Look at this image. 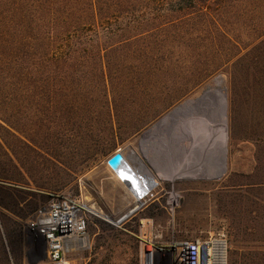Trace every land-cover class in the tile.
Returning a JSON list of instances; mask_svg holds the SVG:
<instances>
[{"label":"trees","instance_id":"trees-1","mask_svg":"<svg viewBox=\"0 0 264 264\" xmlns=\"http://www.w3.org/2000/svg\"><path fill=\"white\" fill-rule=\"evenodd\" d=\"M219 73L244 85L256 145L224 181L230 256L264 264V0H0V120L31 146V130L73 142L70 125L123 142Z\"/></svg>","mask_w":264,"mask_h":264},{"label":"rangeland","instance_id":"rangeland-1","mask_svg":"<svg viewBox=\"0 0 264 264\" xmlns=\"http://www.w3.org/2000/svg\"><path fill=\"white\" fill-rule=\"evenodd\" d=\"M218 76L223 81L215 92L221 100L224 121L220 87H225L227 93L228 170L221 179H170L176 168L193 158L194 151L177 141L183 134L180 115H166L177 106L196 100ZM250 109L244 85L232 83L226 73H219L144 127L135 131L127 126L118 131L122 136H130L116 144L109 140L107 131L88 125H84L81 138L76 141L79 131L70 125L65 132L73 142L57 140L55 129L50 130L49 140L45 133L31 130L30 134L42 137L40 146L34 147L0 120V264H51L44 241L32 230L37 210L49 201L44 192L50 191L82 196L99 215H92L89 227L92 249L71 255L69 264H142L143 240L152 238L156 245H165L172 238L206 236L219 231L228 234L232 249L231 234L238 224L233 210L237 198L224 181L233 172L248 174L255 166V131ZM128 116L127 119L132 117ZM164 116L168 118L161 127L150 132ZM131 149L158 181L152 195L143 201L145 205L134 212L131 210L139 202L108 164L112 155L123 152L130 170L135 169L138 164L129 155ZM46 151L59 160L47 156ZM237 181L235 178L229 184ZM173 194L178 195L174 210L169 204ZM237 237L242 238L239 234ZM230 262L234 264L231 256Z\"/></svg>","mask_w":264,"mask_h":264},{"label":"built area","instance_id":"built-area-1","mask_svg":"<svg viewBox=\"0 0 264 264\" xmlns=\"http://www.w3.org/2000/svg\"><path fill=\"white\" fill-rule=\"evenodd\" d=\"M118 176L120 177L119 174ZM121 179L131 190L136 202L137 195L143 198L132 212L145 205L143 201L152 195L157 186V183L147 186L139 193L136 190L138 186L133 188ZM45 194L49 196V201L37 210L32 230L38 239L44 241L51 264H69L71 255L92 249L89 227L92 215H99L82 196L64 191H50ZM169 204L174 210L176 203ZM141 223L144 224V220H141ZM143 249L142 264H231V244L225 231L184 239L172 238L165 245H156L152 238H149L143 240Z\"/></svg>","mask_w":264,"mask_h":264},{"label":"bare ground","instance_id":"bare-ground-1","mask_svg":"<svg viewBox=\"0 0 264 264\" xmlns=\"http://www.w3.org/2000/svg\"><path fill=\"white\" fill-rule=\"evenodd\" d=\"M214 82V84L206 87L196 100L190 102L189 105L188 103L179 105L175 112V114L180 115L183 126L182 137L177 141L184 142L183 144L186 147L189 146V149L193 150L194 153L193 158H189L188 162H185L186 165L176 168L169 177L170 179H175L177 176L213 179L218 176V156L222 155L227 142V124L226 117L224 121L220 109L221 100L215 92L222 85V80ZM167 118L159 122V125H162ZM159 125H155V128L151 129L150 132L156 131ZM150 132L148 133L150 134ZM190 133H192L191 136ZM123 155L126 165L119 169L118 174L129 186H133V188L138 186L136 190L142 193L147 186L158 182L156 176L142 162L134 149L130 150L129 155L133 157L134 161H137L138 166L135 169L131 167L130 170L126 156L124 153ZM141 199L143 198L137 195V201L140 202ZM177 199V194L171 196V202L174 203Z\"/></svg>","mask_w":264,"mask_h":264},{"label":"water","instance_id":"water-1","mask_svg":"<svg viewBox=\"0 0 264 264\" xmlns=\"http://www.w3.org/2000/svg\"><path fill=\"white\" fill-rule=\"evenodd\" d=\"M216 80H222V77L221 76H218ZM223 81V80H222ZM220 91H222V95H223V100H224V113L226 115V124H227V93H226V88L225 87H220ZM179 106H177L173 111H171L170 113H168L166 116L168 115H172V114H175L177 108ZM166 116H164L163 118H165ZM162 118V119H163ZM161 119V120H162ZM160 120V121H161ZM159 121V122H160ZM159 122H157L155 125H159ZM161 125H159L157 127L160 128ZM146 133V132H145ZM144 133V134H145ZM143 134V135H144ZM143 137V136H142ZM227 152H228V149H227V142L224 146V150H223V153L222 155L219 157L218 156V162H217V170H218V176L216 179H221L227 172L228 170V163H227ZM108 164L109 166L111 167V169L115 172V173H119V169L122 168L124 165H126V160L124 158V155L122 152H116L114 155H112L109 159H108Z\"/></svg>","mask_w":264,"mask_h":264}]
</instances>
